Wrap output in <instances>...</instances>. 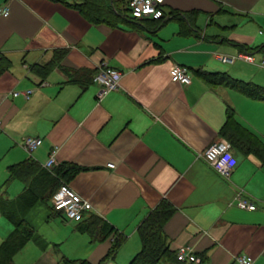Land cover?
Here are the masks:
<instances>
[{"label":"crops","instance_id":"0c3cea01","mask_svg":"<svg viewBox=\"0 0 264 264\" xmlns=\"http://www.w3.org/2000/svg\"><path fill=\"white\" fill-rule=\"evenodd\" d=\"M162 9L182 18L159 27L149 18L110 26L93 24L56 0H0L3 178L8 165L28 157L45 168L52 151L54 165L72 164L75 172L67 183L90 201L89 213L125 236L115 258L104 264L130 261L141 246L138 226L162 201L175 209L164 225L171 250L188 247L203 257L201 264H241L236 259L241 253L253 258L251 264H264V98L237 88L264 87V52L256 49L264 45V0H164ZM56 50L65 53L45 77L33 73L30 67L47 63ZM245 52L254 60L218 58ZM102 62L122 76L120 87L98 100L93 74ZM174 63L191 70L189 84L170 79ZM205 74L217 82L208 83ZM27 89L28 98L13 94ZM228 110L263 149L232 148L237 163L225 178L201 152L213 141H229L222 134ZM26 135L41 138L40 145L27 151ZM5 180L0 193L6 197L24 188L19 179L2 187ZM238 196L254 208L240 207ZM50 212L45 222L59 231L69 226L68 233L52 240L36 234L30 240L39 251L27 262L57 264L61 252L51 248L66 236L96 264L111 240L92 241L76 229L78 222L70 226L73 221L63 212ZM10 224L0 220V242ZM29 241L14 255V264L18 253L31 249Z\"/></svg>","mask_w":264,"mask_h":264},{"label":"trees","instance_id":"16d2710c","mask_svg":"<svg viewBox=\"0 0 264 264\" xmlns=\"http://www.w3.org/2000/svg\"><path fill=\"white\" fill-rule=\"evenodd\" d=\"M56 1L77 9L93 24L104 23L110 26L140 24L141 21L149 18H132L128 8V0ZM172 18L181 19L182 16L174 12H164L161 18L149 19L156 21L155 27H159L168 19ZM256 49L264 52V45L257 46ZM64 53V50H56L50 61L45 64H34L30 69L39 77L44 78ZM5 63V67L10 65L9 60H5ZM84 74L80 73L79 76H83ZM203 76L210 84L217 82V80H214L216 79L215 77H208L207 74ZM237 88L240 90L245 89L252 97L264 98V95H261L264 87L249 86L247 84ZM253 89H256L258 92H250ZM222 134L231 142L232 148H236L245 153H258L263 149L255 136L236 122L232 110L227 111ZM262 157L264 160V155ZM6 170L8 176L2 187L6 186L11 179H19L24 184L23 190L13 198L6 197L4 195L5 192L0 193V213L13 226L10 233L0 242V264H14V255L24 247L27 241L37 234L36 226L27 219L28 214L39 204L47 205L51 195L58 186L61 183H67L68 178L73 175L75 167L70 163L64 162L61 165L52 166L51 170H47L35 159L28 157L8 165ZM48 209L55 211L51 204ZM50 210L49 216L51 214ZM174 211V207L168 202L162 201L149 212L137 229L141 244L140 249L127 264H158L162 260L169 262V264H194L193 262H182L178 260L176 251L171 250L168 245L164 225ZM76 229L80 232L87 233L92 241L111 240L108 250L96 264H104L105 261L114 259L119 247L125 241L123 234L118 233L105 220L94 213L84 215L83 219L78 221ZM197 256L199 258L197 264H201L203 257L200 255ZM59 263L93 264L88 259H68L66 257L61 258Z\"/></svg>","mask_w":264,"mask_h":264},{"label":"built area","instance_id":"2783aa9c","mask_svg":"<svg viewBox=\"0 0 264 264\" xmlns=\"http://www.w3.org/2000/svg\"><path fill=\"white\" fill-rule=\"evenodd\" d=\"M164 0H128V8L132 18L142 19L161 18L163 15L162 4ZM4 14L7 13L5 8L2 9ZM236 57H241L249 61H253L252 54L247 52L239 53L237 56L220 55L218 58L223 62L232 63ZM170 79L181 85H187L191 82V70L182 64L174 63L170 68ZM122 73L120 70L109 66L102 62L93 75V82L98 86L96 97L97 99L103 98L108 92L116 90L120 87V79ZM23 94L28 98L31 90L16 91L13 94ZM41 143V138L26 135L22 139V146L31 151ZM204 160L221 176L228 178L236 163V157L232 152L231 143L225 139H220L209 143L201 152ZM55 163V151H52L48 159L44 162L45 168H52ZM109 167H114V163L109 162ZM237 203L240 207L253 209L254 204L249 203L247 199L238 196ZM51 205L55 211L63 212L69 221H80L84 215L91 212L92 204L86 198H83L75 190H73L68 183H61L50 198ZM176 257L182 262H198L199 258L188 247H180L176 251ZM236 259L241 264H251L253 258L247 254H238Z\"/></svg>","mask_w":264,"mask_h":264},{"label":"rangeland","instance_id":"374dc122","mask_svg":"<svg viewBox=\"0 0 264 264\" xmlns=\"http://www.w3.org/2000/svg\"><path fill=\"white\" fill-rule=\"evenodd\" d=\"M262 29L264 30V28H262ZM6 149H7L6 145H4V144L0 145V155L5 153ZM9 154H13V151L10 150L8 155ZM6 159H7V156L0 158V186H1V183L5 180V178L7 176V174H6V176H4L5 178H3V172H2L6 166V164H5ZM13 184H14V182L11 183L9 188L12 187ZM7 191H8V188H7ZM13 193H16V194H11V196H8V195L7 196L13 197V196L17 195L18 192H13ZM48 213H49V209L46 207V205L39 204L28 215L29 221L32 224H36L38 226L37 235L43 236V237L47 238L48 240H52L53 235H59V236H62L64 234L67 235L68 230L70 228L69 226L65 227L66 228L65 230L63 229V230L59 231V230H56L54 228L55 226L52 225L53 223H51V225H50V224L45 222V219H46V216L48 215ZM0 218H1L0 220L2 221V224H7L8 221H6V219L4 217H0ZM53 220H57L58 222H61L60 221L61 219L58 217H54ZM75 223L76 222H74V221L71 222L70 226H74ZM1 229L2 228L0 226V231H1ZM28 244H30L31 249H29V246H28V247H25V249H23V251L18 253L15 257V264H29V262H27L29 257H35L34 250H35V252L39 251V248L36 245H34V242L32 240H30ZM56 248L58 250H60V252H61V253L59 252L60 256H57L58 257V260L56 261V262H58L57 264H61L59 262L61 261L62 254L64 257H66L68 259H87L85 249L84 248L80 249V247H78V248L74 247V241L67 238L66 236L61 240V242H58L57 247L51 248V250H54L55 252H57L58 250H56ZM165 262L166 261L162 260V261H160L159 264H166ZM125 263L126 262H120V264H125Z\"/></svg>","mask_w":264,"mask_h":264}]
</instances>
